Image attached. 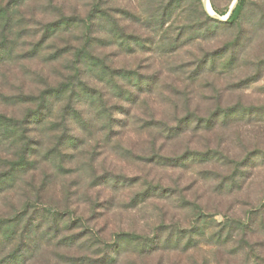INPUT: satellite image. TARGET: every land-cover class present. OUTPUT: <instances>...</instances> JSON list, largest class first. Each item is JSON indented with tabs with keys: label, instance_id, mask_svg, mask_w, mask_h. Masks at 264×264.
Instances as JSON below:
<instances>
[{
	"label": "rangeland",
	"instance_id": "374dc122",
	"mask_svg": "<svg viewBox=\"0 0 264 264\" xmlns=\"http://www.w3.org/2000/svg\"><path fill=\"white\" fill-rule=\"evenodd\" d=\"M233 2L207 0V6L224 17ZM157 7L167 22L153 32L149 18ZM90 8L102 17L98 38L109 44L96 41L94 53L108 54L117 68L136 70L132 79L151 85L148 106H141V95L126 112V103L106 94L107 107L115 106L114 116L124 126L120 147H103L98 121L87 128L73 124L81 151L96 145L94 174L82 160L66 166V173L44 166L35 172V183L30 173L0 194V219L23 220L0 249V264H8L15 248L24 258L10 264H264V0H247L233 25L207 22L201 0H25L17 17L26 18L19 30L28 32L12 59L0 65V114L23 117L26 105L4 99L37 94L65 80L61 63L18 54L41 41V25L55 20L57 10L84 15ZM111 24L143 46L132 38V52L119 48ZM172 39L177 43L169 47ZM89 76L88 86L110 92L96 75ZM129 89L135 91L128 86L125 92ZM88 105L77 106L85 116ZM141 117L153 118L154 127L141 129ZM169 127L176 132L158 137ZM154 138L164 161L155 158ZM43 171L49 179H43L37 197L33 187L40 189ZM26 205L34 210L19 215ZM51 212L59 224L56 232ZM30 214L33 228L26 230ZM229 219L249 221L248 244L240 231L227 240L212 238ZM122 233L148 242L114 245Z\"/></svg>",
	"mask_w": 264,
	"mask_h": 264
},
{
	"label": "trees",
	"instance_id": "16d2710c",
	"mask_svg": "<svg viewBox=\"0 0 264 264\" xmlns=\"http://www.w3.org/2000/svg\"><path fill=\"white\" fill-rule=\"evenodd\" d=\"M24 1L10 0L7 3L0 4V65L7 62L8 58L12 59L15 49L19 45L21 35L28 32V30H19L20 27H24L25 22L28 23L26 18L17 17L19 14L18 8ZM246 1H238L225 23H218L205 13H203V17L207 22L218 25L239 23ZM56 16V19L52 22H46L41 25V41H37L32 45V50L19 53L18 57L26 60L40 57L48 63H61L64 74H68L65 80L56 85V87L49 84L48 87L37 94L21 93L18 96L4 99L13 102L14 105H26L27 108L21 118L0 114V194L9 192L22 177L30 173H32V181L35 183V172L38 168L44 166L52 165L55 170L62 172L72 162L82 160L88 164L94 174L93 163L99 156L95 149L96 145L87 149V151H81V147L78 146V143L76 144V140L72 137L73 124L79 123L82 127L87 128L93 122L97 123L98 121L100 125V129L97 128L98 132L102 131L106 142L103 147L111 144L112 146L120 147L119 145L122 144L120 137L123 134L122 128L124 126L121 127L119 125L120 120L114 116L116 112L114 110L115 106L107 107L106 94H111L112 97L126 103L124 108L126 112L137 106L141 100V95H145L141 101V106H148L147 95L151 93V85L137 78L132 79V77H135L134 75H137L136 70L130 71L117 68L114 62L109 60L108 54L103 56L104 54L94 53L96 41L100 45H109L105 39L98 38L100 37L98 36L99 33L103 31L102 17H100L98 11L90 8L84 15H64L59 9ZM149 19L151 20L153 32L161 31L167 22L164 12L158 7ZM140 22L139 19L138 23ZM114 24H111L112 29L110 31H115L116 34H112V38H115L114 41L118 43L119 48L128 53L132 52L133 46L130 43L132 38L135 39V43L137 42L138 45L143 46L142 42L138 41V38L126 34L123 28L119 29ZM144 25H146L145 21ZM109 43L111 44V42ZM175 43H177V40L172 39L169 42V47L175 46ZM89 75L93 77L96 75L97 82L105 86L107 90L109 89L110 92L106 91L104 93L101 89L88 86L87 81L91 80ZM121 79L127 82L125 86L119 82ZM128 86L135 91L133 92L129 89L128 92H125ZM84 102L89 104L86 116L77 107L84 106ZM55 109H57L56 112H54ZM141 119L144 120L140 123L141 129L154 127L153 118L141 117ZM155 125L157 124L155 123ZM173 132H176V128L169 127L168 130H162L157 134L158 137H162L163 134L169 135ZM156 138L151 141L152 151L153 153L155 152V158L158 161H164L165 158H161L159 154L161 148L157 146V141L160 142V140ZM80 139L78 138L77 142L81 144L82 140ZM73 152L75 153L74 155ZM67 171L68 168L64 173ZM46 177L48 180L47 172H41L40 189L33 187L37 197L38 192L42 190L43 179ZM30 207L29 205L24 206L19 215H28L29 212L34 210H31L32 208ZM33 214H30L26 221L24 220V229L27 230L29 228L30 230L33 228ZM51 216L50 224L54 225L53 229L56 232L59 229V224L56 222V213L51 212ZM22 223L23 220L19 218L0 219V249L10 243L14 235L19 232L20 227L18 226ZM248 223L249 221L243 222L240 219H229L212 238L218 240L224 238V240H227L233 238L232 233L240 231L242 234L241 239L248 244L246 232V230H249L247 227ZM196 226H198L197 221H195L194 230L198 229ZM225 230L227 231L225 232ZM25 232V230L20 231L21 235ZM222 232L224 234H221ZM191 233H194V231H191ZM119 240H124L128 243L148 242V239H142L130 233L116 234V244L114 245L117 246ZM88 242L90 243V240ZM104 245L106 248L110 247L106 243ZM15 249L17 250L8 256L9 261H6V263H17L20 260L22 262L24 258L23 252L19 248ZM141 249L146 252L150 251L146 246H141ZM248 249L252 251L250 246ZM17 253H21L22 257ZM258 257H255L256 260Z\"/></svg>",
	"mask_w": 264,
	"mask_h": 264
},
{
	"label": "water",
	"instance_id": "95a60500",
	"mask_svg": "<svg viewBox=\"0 0 264 264\" xmlns=\"http://www.w3.org/2000/svg\"><path fill=\"white\" fill-rule=\"evenodd\" d=\"M202 3H203V8L204 10L209 14L210 17H212L214 20H217L219 22H225L228 20V18L230 17V15L232 14L233 10L235 9L237 3L239 0H234V2L232 3L228 13L224 16V17H221L219 15H216L215 13H213L211 10L208 11V8H207V0H201ZM209 6V5H208ZM210 9V8H209Z\"/></svg>",
	"mask_w": 264,
	"mask_h": 264
},
{
	"label": "bare ground",
	"instance_id": "6f19581e",
	"mask_svg": "<svg viewBox=\"0 0 264 264\" xmlns=\"http://www.w3.org/2000/svg\"><path fill=\"white\" fill-rule=\"evenodd\" d=\"M207 8H208V11H210V9H209V7L207 6Z\"/></svg>",
	"mask_w": 264,
	"mask_h": 264
}]
</instances>
